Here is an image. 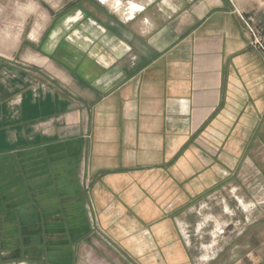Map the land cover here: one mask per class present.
Returning <instances> with one entry per match:
<instances>
[{
    "label": "crops",
    "instance_id": "0c3cea01",
    "mask_svg": "<svg viewBox=\"0 0 264 264\" xmlns=\"http://www.w3.org/2000/svg\"><path fill=\"white\" fill-rule=\"evenodd\" d=\"M141 6L0 57V264H77L95 240L135 264H192L201 206L264 152L252 17L234 0Z\"/></svg>",
    "mask_w": 264,
    "mask_h": 264
},
{
    "label": "rangeland",
    "instance_id": "374dc122",
    "mask_svg": "<svg viewBox=\"0 0 264 264\" xmlns=\"http://www.w3.org/2000/svg\"><path fill=\"white\" fill-rule=\"evenodd\" d=\"M145 2L162 0H0V57L18 58L27 46L45 53L53 42H75L88 24L102 29L95 15L107 19L110 12L116 21H128ZM234 2L264 32V0ZM250 153L238 158V172L227 174L221 190L201 206L194 227L185 232L192 264H264V152ZM94 243V250H80L77 264H135L129 254Z\"/></svg>",
    "mask_w": 264,
    "mask_h": 264
},
{
    "label": "built area",
    "instance_id": "2783aa9c",
    "mask_svg": "<svg viewBox=\"0 0 264 264\" xmlns=\"http://www.w3.org/2000/svg\"><path fill=\"white\" fill-rule=\"evenodd\" d=\"M250 21H251V23L249 22V20L245 21V23H246V27H247L248 31L250 32V34L253 38V45L255 46V48H257L258 50H260L264 54L263 32H261L259 28L254 26V24H253L254 20L253 19H251Z\"/></svg>",
    "mask_w": 264,
    "mask_h": 264
}]
</instances>
